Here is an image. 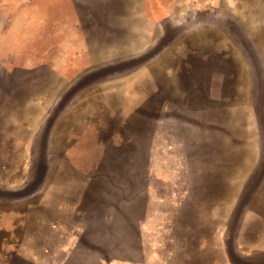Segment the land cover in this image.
<instances>
[{"label":"rangeland","instance_id":"1","mask_svg":"<svg viewBox=\"0 0 264 264\" xmlns=\"http://www.w3.org/2000/svg\"><path fill=\"white\" fill-rule=\"evenodd\" d=\"M0 264H264V0H0Z\"/></svg>","mask_w":264,"mask_h":264}]
</instances>
